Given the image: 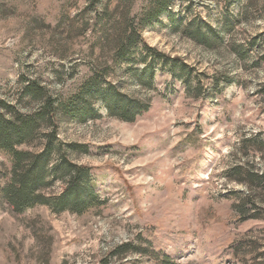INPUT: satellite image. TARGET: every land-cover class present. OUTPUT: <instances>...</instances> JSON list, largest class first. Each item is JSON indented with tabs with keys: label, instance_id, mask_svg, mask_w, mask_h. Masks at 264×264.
<instances>
[{
	"label": "rangeland",
	"instance_id": "obj_1",
	"mask_svg": "<svg viewBox=\"0 0 264 264\" xmlns=\"http://www.w3.org/2000/svg\"><path fill=\"white\" fill-rule=\"evenodd\" d=\"M129 1L136 16L147 0ZM240 3L248 9L237 20ZM97 12L88 0H0V98L13 103L21 77L72 97L110 57L93 48ZM223 21L231 28L214 47L184 34L197 23L222 33ZM142 37L179 59L182 73L155 62L152 83L141 85L124 64L106 81L148 110L125 122L98 102L85 120L59 126L60 141L85 145L72 160L93 169L90 184L103 204L82 214L51 204L14 214L0 202V264H161L143 248L170 264H264V190L252 206L236 207L246 192L237 172H264V147L256 150L264 142V63H257L264 0H173ZM16 108L26 113L36 103ZM8 166L0 153V170ZM47 192L49 203L58 199L59 183ZM125 243L130 252L114 253Z\"/></svg>",
	"mask_w": 264,
	"mask_h": 264
},
{
	"label": "trees",
	"instance_id": "obj_2",
	"mask_svg": "<svg viewBox=\"0 0 264 264\" xmlns=\"http://www.w3.org/2000/svg\"><path fill=\"white\" fill-rule=\"evenodd\" d=\"M114 2L115 10L109 12L107 5ZM172 2L173 0H147L143 9L136 16H131L132 2L129 0H88L91 11L95 13L97 9L94 7L102 3L101 11L97 12L98 20L95 21L100 33H96L93 48L107 51L110 56L108 61L96 66L72 97H53L36 80L21 77L15 101L12 103L0 98V153L9 162L8 167L0 170V202L6 204L14 214L24 213L36 205L50 204L56 212L69 210L82 214L103 204L90 184L93 169L72 160L74 155L87 152L85 145L60 141V122L63 118L85 120L93 115L91 107L98 102L110 116L125 122H133L148 110V104L129 97L118 84L107 82L106 78L115 68L124 64L128 67V77L136 78L141 85L152 83L156 72L155 62L167 65L173 76L177 77L182 73V67L176 68L179 59L148 45L142 37L146 26L169 13ZM237 8H240L235 16L238 20L248 7L240 3ZM170 18L174 20L172 16ZM191 25L185 28L184 34L208 47L221 42L223 32L231 28L226 21L220 24L222 33H215L208 23L204 24V28L201 23H197L193 29L189 28ZM254 41L255 39L252 40ZM239 54L242 56L240 52ZM247 54V50L244 51L243 57ZM148 56L151 58H147ZM261 62L264 63V50L258 53L257 63ZM137 64H142L143 69L137 71L134 67ZM21 102H34L36 108L20 113L16 105ZM258 145L260 147L256 150L261 151L264 142L261 141ZM237 176L236 180L246 188L241 202L236 205L241 210L247 204H254L251 198L257 190H264V172L242 169L237 172ZM55 183H59L61 193L58 199L49 203L51 197L47 191ZM126 248H129L128 243L116 247L114 253L123 250V255L132 250ZM143 250L161 264L171 263L166 256H160L147 248Z\"/></svg>",
	"mask_w": 264,
	"mask_h": 264
}]
</instances>
